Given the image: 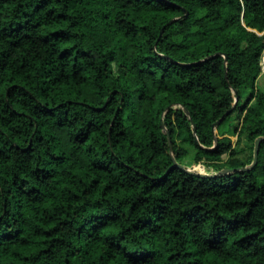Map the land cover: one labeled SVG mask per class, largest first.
<instances>
[{
    "label": "trees",
    "instance_id": "1",
    "mask_svg": "<svg viewBox=\"0 0 264 264\" xmlns=\"http://www.w3.org/2000/svg\"><path fill=\"white\" fill-rule=\"evenodd\" d=\"M263 51L264 0H0V264H264V140L174 167L253 162Z\"/></svg>",
    "mask_w": 264,
    "mask_h": 264
},
{
    "label": "water",
    "instance_id": "2",
    "mask_svg": "<svg viewBox=\"0 0 264 264\" xmlns=\"http://www.w3.org/2000/svg\"><path fill=\"white\" fill-rule=\"evenodd\" d=\"M236 101H237V98H236ZM182 107V106H181ZM183 110L185 111V113L189 116V112L188 110L185 108V107H182ZM224 119V117H222L221 119H219L214 125H213V130L215 132V129L216 127L221 123V121ZM192 125H193V133L196 134V124L192 121ZM165 132L167 133L168 135V139H169V145L171 147V153L173 155V152H172V145H171V140H170V135L169 133L167 132V130H165ZM196 137V140L198 141V136L195 135ZM264 140V138H259L256 142H255V150H254V159H253V162L246 166V167H241V168H237V169H224L222 171H220L219 173H216V174H207V173H199V172H195L191 169H189L187 166L185 165H182L178 162L175 161L174 159V167L175 168H178V169H182V170H185L189 173H192V174H195L197 176H200V177H208V176H216V175H222V174H227V173H230V172H236V171H245V170H251L257 163V157H258V152H259V147H260V143Z\"/></svg>",
    "mask_w": 264,
    "mask_h": 264
},
{
    "label": "rangeland",
    "instance_id": "3",
    "mask_svg": "<svg viewBox=\"0 0 264 264\" xmlns=\"http://www.w3.org/2000/svg\"><path fill=\"white\" fill-rule=\"evenodd\" d=\"M256 86L259 90L264 91V75L263 76H259V78L257 79L256 82ZM229 124L231 125H235L236 124V119L234 118V116L231 118V120L229 121ZM227 128H230L229 125H226ZM232 142L233 144L236 143L238 137L236 135H232L231 136ZM237 149H248L250 144L245 140V136L240 137L239 142L235 145ZM240 158H243L242 155L239 156ZM224 158H226L224 156ZM187 167L195 172H199V173H213L214 170L213 168H211L209 171H207V169H205V167H203L202 164H197V165H191L190 160L186 161Z\"/></svg>",
    "mask_w": 264,
    "mask_h": 264
},
{
    "label": "built area",
    "instance_id": "4",
    "mask_svg": "<svg viewBox=\"0 0 264 264\" xmlns=\"http://www.w3.org/2000/svg\"><path fill=\"white\" fill-rule=\"evenodd\" d=\"M261 71L264 73V51L260 60Z\"/></svg>",
    "mask_w": 264,
    "mask_h": 264
}]
</instances>
